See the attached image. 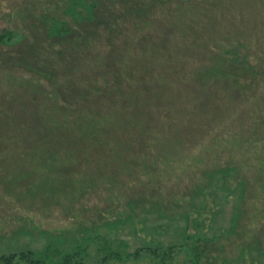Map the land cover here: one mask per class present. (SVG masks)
Listing matches in <instances>:
<instances>
[{
    "label": "rangeland",
    "instance_id": "374dc122",
    "mask_svg": "<svg viewBox=\"0 0 264 264\" xmlns=\"http://www.w3.org/2000/svg\"><path fill=\"white\" fill-rule=\"evenodd\" d=\"M127 2L0 0V256L195 235L173 264H264V0ZM222 58L231 90L198 80Z\"/></svg>",
    "mask_w": 264,
    "mask_h": 264
},
{
    "label": "trees",
    "instance_id": "16d2710c",
    "mask_svg": "<svg viewBox=\"0 0 264 264\" xmlns=\"http://www.w3.org/2000/svg\"><path fill=\"white\" fill-rule=\"evenodd\" d=\"M90 1L92 3L91 12L94 13L96 7H99L101 0ZM127 3L131 6L128 13L137 11L138 14L142 15L146 8H148L147 3L143 2V0H128ZM67 32H69V30H65V27L56 28V33H58L59 36L66 35ZM0 39H2L0 42L3 43H7L9 41L15 42L18 40L17 36L15 38V35L12 32L1 35ZM232 62L237 65L235 66L236 69L244 67L250 71L249 73H253L254 76L260 75L259 67L253 65V63L249 61V57L246 58L245 56H241V54H233ZM247 64L249 65V68L245 66ZM231 66L232 63H230L229 60L222 58L219 64L214 63L213 67L211 66L209 70H205L204 72L199 70L198 80H200L199 82H201L203 85H209V83L216 81L221 84L222 88H225V91L226 89L231 90L233 85L238 84V75L235 74V71ZM207 95L208 97L211 96V94ZM231 170H220L222 171V174L218 173L217 175L219 176L217 177L216 175L215 177V184L217 187H223V190L227 189V175L232 172ZM233 222L235 223V221ZM192 238L195 240L194 243L196 242L199 244L196 245L187 243V240H190V237L187 236L185 238L184 244H170L169 246H164L161 242H158L155 244V246L144 245L127 254L122 250V247L127 246L126 242L118 241L117 239L111 241L105 240L103 246L99 247L98 250L102 255L99 264H109L114 260L128 261L132 259L141 260L144 258L153 259L156 264H173L175 263V256L179 255L181 252L189 253L192 258L194 257L193 259L199 258V254H197V252L200 249V240L203 239L200 237L198 238L195 235H193ZM94 242L99 243L101 241L97 242L95 240ZM87 250L88 248L86 247L85 243L78 242H76L73 248L70 247L69 250H61L60 247L57 246L54 249H51L50 246L46 247V250L43 251L21 250L19 252L2 254L0 256V264H89Z\"/></svg>",
    "mask_w": 264,
    "mask_h": 264
}]
</instances>
